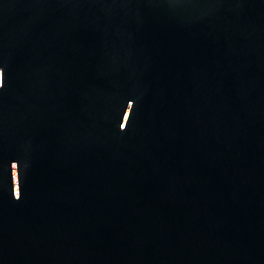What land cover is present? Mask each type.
<instances>
[{"label":"water","instance_id":"obj_1","mask_svg":"<svg viewBox=\"0 0 264 264\" xmlns=\"http://www.w3.org/2000/svg\"><path fill=\"white\" fill-rule=\"evenodd\" d=\"M0 264H264V0H0Z\"/></svg>","mask_w":264,"mask_h":264}]
</instances>
